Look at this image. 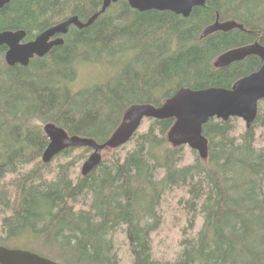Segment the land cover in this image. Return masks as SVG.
<instances>
[{
    "label": "trees",
    "instance_id": "16d2710c",
    "mask_svg": "<svg viewBox=\"0 0 264 264\" xmlns=\"http://www.w3.org/2000/svg\"><path fill=\"white\" fill-rule=\"evenodd\" d=\"M102 3L11 0L0 8V31H24L29 41L71 16L86 22ZM216 20L243 30L200 37ZM61 38L25 66L8 65L0 47V245L61 264H123L127 252L131 264H264V100L239 135L235 117L203 124L205 159L193 150V161L182 163L183 145L166 138L173 118H147L124 154L118 151L127 143L104 148L84 176L71 169L88 157V147L41 159L45 123L103 143L132 104L159 106L182 87L230 88L256 71L255 55L218 68L213 61L232 48L264 45V0H206L187 17L118 0ZM100 63L113 74L73 88L77 66ZM197 216L200 226L181 233L174 250L151 243L155 232L170 236L187 217L193 230Z\"/></svg>",
    "mask_w": 264,
    "mask_h": 264
},
{
    "label": "water",
    "instance_id": "95a60500",
    "mask_svg": "<svg viewBox=\"0 0 264 264\" xmlns=\"http://www.w3.org/2000/svg\"><path fill=\"white\" fill-rule=\"evenodd\" d=\"M11 0H0V8ZM118 0H103L99 12L86 22L76 16L52 25L37 34L29 41H23L24 31H0V47L6 46L4 60L8 65H27L33 56L42 57L49 50L62 43L60 35L65 34L71 25L83 28L90 25L111 3ZM206 0H127L129 6L138 11L168 10L187 17L192 8L204 4ZM234 28L243 30V25L233 20L220 22L216 20L201 32L205 37L215 31H228ZM59 35V36H57ZM57 36V37H55ZM249 55L260 59L259 68L239 79L230 88L209 87L204 89L179 88L161 105L141 103L128 106L121 121L107 140L97 143L95 140L76 135L69 136L65 130L53 123H45L43 131L48 144L42 153V162H49L55 155L67 148L88 147L91 149L83 161L81 175H86L101 162V151L104 148H117L126 144L137 131L144 119L173 118L174 122L166 133L167 141L172 146L187 145L196 151L200 158L207 157L208 142L202 134V126L209 119L227 120L235 117L244 121L248 128L258 112V103L264 100V45L253 42L232 48L221 53L213 61L214 67H224L240 61ZM0 264H61L21 248H9L0 245Z\"/></svg>",
    "mask_w": 264,
    "mask_h": 264
},
{
    "label": "rangeland",
    "instance_id": "374dc122",
    "mask_svg": "<svg viewBox=\"0 0 264 264\" xmlns=\"http://www.w3.org/2000/svg\"><path fill=\"white\" fill-rule=\"evenodd\" d=\"M77 74H78L77 80L73 83L74 89H79L85 85L101 81L106 76V74H113V69L111 70L110 68L104 66L101 63L100 64L79 65V66H77ZM260 108L264 109V102L261 103ZM147 127H148V121L146 119H144L142 121L138 131L142 132V131L146 130ZM245 127L246 126H245L244 121L240 118H237V121L235 122L234 134L239 135L240 132H242L245 129ZM130 147H131V144L127 143L122 150L118 151L119 154H124V152ZM194 156H195V153H193V150L190 149L187 145H183V147H182V159H181L182 163L192 162L194 159ZM85 159L78 162L74 167H72V169H71L72 176L80 173L81 165ZM175 191L174 192L176 193V196H181L184 193L180 189H176ZM177 201H178V198L173 201L175 206H177ZM201 220H202V218L197 216L195 219L194 228H193V230H190L191 228L188 225V217H187L186 219L183 220V225L178 230L171 231L170 236H169V234H165V233L163 234V232H155L152 235L151 243H153V245H155V247H156L159 244L165 245V242H168L170 244L169 245L170 248L168 250L169 251H170V249L174 250L177 247V242L180 240L181 233L185 234L187 232L190 233V232L196 231V229L201 224ZM121 237L125 242L127 241V239L123 235ZM15 245H17V244H15ZM171 253H169L167 255V257H169ZM122 263L123 264H131V254L129 252L126 253L125 257H123Z\"/></svg>",
    "mask_w": 264,
    "mask_h": 264
},
{
    "label": "flooded vegetation",
    "instance_id": "af4514ba",
    "mask_svg": "<svg viewBox=\"0 0 264 264\" xmlns=\"http://www.w3.org/2000/svg\"><path fill=\"white\" fill-rule=\"evenodd\" d=\"M57 36H59V35H57ZM57 36H55V37H57ZM61 36V35H60ZM23 41H24V39H23Z\"/></svg>",
    "mask_w": 264,
    "mask_h": 264
},
{
    "label": "bare ground",
    "instance_id": "6f19581e",
    "mask_svg": "<svg viewBox=\"0 0 264 264\" xmlns=\"http://www.w3.org/2000/svg\"><path fill=\"white\" fill-rule=\"evenodd\" d=\"M20 169V168H19ZM5 183V182H4ZM53 260V259H52ZM60 262V261H59Z\"/></svg>",
    "mask_w": 264,
    "mask_h": 264
}]
</instances>
